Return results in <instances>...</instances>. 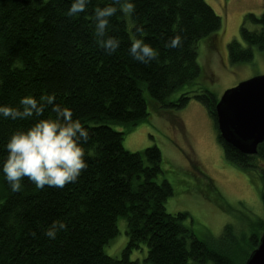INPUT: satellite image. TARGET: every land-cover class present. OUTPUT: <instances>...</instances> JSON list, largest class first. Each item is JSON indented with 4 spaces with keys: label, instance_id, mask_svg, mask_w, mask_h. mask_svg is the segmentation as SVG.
<instances>
[{
    "label": "trees",
    "instance_id": "16d2710c",
    "mask_svg": "<svg viewBox=\"0 0 264 264\" xmlns=\"http://www.w3.org/2000/svg\"><path fill=\"white\" fill-rule=\"evenodd\" d=\"M109 2L90 0L85 12L73 18L64 14L71 0H0V104L15 105L27 94L38 98L54 93L56 102L69 106L90 133L84 144L88 166L63 188L37 189L23 178L21 190L13 192L0 174V264H139L131 254L143 244L145 264H240L217 241L198 237L185 224L187 213L167 211L174 189L167 180L159 182L160 149L129 151L124 132L114 128L146 119L149 101L157 109L186 105L190 93L174 102L169 97L200 76L199 44L219 32L222 18L206 0H134L131 16L118 12L110 18L108 34L120 45L108 54L95 41L92 16L96 7ZM138 26L143 33L136 32ZM240 33L246 47L237 40L228 43L230 60L251 61L253 46L264 50V9L260 15L247 13ZM175 35L181 37L180 46L165 47ZM133 38L150 43L158 58L133 60L128 54ZM194 93L217 127L216 95L202 89ZM49 114L45 109L43 115ZM32 122L0 118V161L11 133ZM218 137L229 162L258 170L255 160L264 159V142L256 155H246L219 132ZM261 198L264 204V190ZM55 219L66 221L67 227L49 239L44 229ZM121 219L128 242L121 256L114 257L105 247L119 234ZM259 236L252 235L251 252ZM241 245L237 240L236 246Z\"/></svg>",
    "mask_w": 264,
    "mask_h": 264
},
{
    "label": "rangeland",
    "instance_id": "374dc122",
    "mask_svg": "<svg viewBox=\"0 0 264 264\" xmlns=\"http://www.w3.org/2000/svg\"><path fill=\"white\" fill-rule=\"evenodd\" d=\"M222 18L223 26L198 47L200 76L181 86L170 97L174 102L182 94L190 99L182 108L157 109L149 101V116L134 126L114 125L124 132V147L132 152L157 146L162 153L163 172L159 182L167 180L174 194L167 200L169 213H187L185 224L198 237L214 240L242 261L251 253L254 233L264 227V159H256L257 171H246L229 162L224 155L214 118L194 92L210 90L219 98L229 88L253 76L264 74V50L253 46V59L230 60L228 43H244L240 28L247 13L260 15L264 0H206ZM121 222L125 228L121 229ZM119 234L105 247L107 254L120 257L128 242L127 224L118 222ZM261 232V233H260ZM259 236V237H260ZM220 238H224L220 240ZM239 240L241 246L237 247ZM259 240V238H258ZM147 248L143 244L131 254L132 260L145 264ZM206 264H213L208 261Z\"/></svg>",
    "mask_w": 264,
    "mask_h": 264
},
{
    "label": "clouds",
    "instance_id": "9594fccd",
    "mask_svg": "<svg viewBox=\"0 0 264 264\" xmlns=\"http://www.w3.org/2000/svg\"><path fill=\"white\" fill-rule=\"evenodd\" d=\"M90 0H71L64 13L77 17L85 12ZM135 11L134 0H110L103 7H96L92 20L93 35L97 45L112 54L117 51L120 41L109 35L110 18L118 12L125 17ZM136 32L143 33L138 26ZM181 37L175 35L165 42V47L180 46ZM133 60L149 63L158 58V50L141 38H133L128 48ZM45 109L50 114L44 116ZM0 118L12 120L33 119L26 129L19 128L11 133L3 145L6 156L0 161V174L11 191L22 188L23 178H27L37 189L47 187L63 188L75 182L83 169L87 168L84 144L89 140V128L80 118L73 117L69 106L56 102L55 94H42L38 98L32 94L22 96L17 104H0ZM66 221L53 220L44 235L54 239L59 231L65 230Z\"/></svg>",
    "mask_w": 264,
    "mask_h": 264
},
{
    "label": "water",
    "instance_id": "95a60500",
    "mask_svg": "<svg viewBox=\"0 0 264 264\" xmlns=\"http://www.w3.org/2000/svg\"><path fill=\"white\" fill-rule=\"evenodd\" d=\"M220 137L239 152L256 155L264 142V74L227 89L216 104ZM244 264H264V230Z\"/></svg>",
    "mask_w": 264,
    "mask_h": 264
}]
</instances>
